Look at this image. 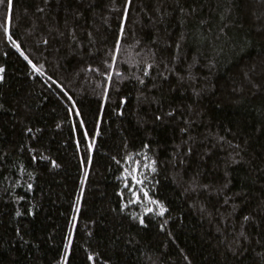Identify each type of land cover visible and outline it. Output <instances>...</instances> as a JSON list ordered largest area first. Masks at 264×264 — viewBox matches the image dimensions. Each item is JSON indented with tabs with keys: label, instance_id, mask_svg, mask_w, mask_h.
I'll return each instance as SVG.
<instances>
[{
	"label": "trees",
	"instance_id": "obj_1",
	"mask_svg": "<svg viewBox=\"0 0 264 264\" xmlns=\"http://www.w3.org/2000/svg\"><path fill=\"white\" fill-rule=\"evenodd\" d=\"M0 70V264H264V0H3Z\"/></svg>",
	"mask_w": 264,
	"mask_h": 264
},
{
	"label": "snow or ice",
	"instance_id": "obj_2",
	"mask_svg": "<svg viewBox=\"0 0 264 264\" xmlns=\"http://www.w3.org/2000/svg\"><path fill=\"white\" fill-rule=\"evenodd\" d=\"M0 2H3V0H0ZM8 2H9V6L11 5V0H8ZM0 71H2V70H0Z\"/></svg>",
	"mask_w": 264,
	"mask_h": 264
}]
</instances>
